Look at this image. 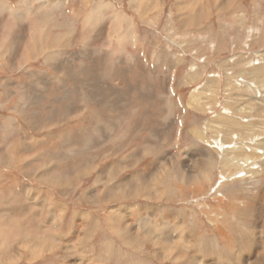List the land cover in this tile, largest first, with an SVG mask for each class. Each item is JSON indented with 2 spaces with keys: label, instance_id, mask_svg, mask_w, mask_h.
<instances>
[{
  "label": "rangeland",
  "instance_id": "obj_1",
  "mask_svg": "<svg viewBox=\"0 0 264 264\" xmlns=\"http://www.w3.org/2000/svg\"><path fill=\"white\" fill-rule=\"evenodd\" d=\"M0 3H6L0 10V264H88L87 258L90 264H175L155 259L156 247L136 225L142 217L148 225L161 226L169 212L175 213L169 222L182 224L189 240L188 250L176 248L186 255L181 264H198L196 254L200 264L264 262V0ZM49 30L62 53L44 45ZM70 32L75 36L72 42L66 40ZM38 57L42 61L27 63ZM62 58L63 67L58 63ZM46 66L51 68L49 75L79 72L86 85L72 89L76 82L69 81L71 92L77 90L69 101L51 103L52 96H47L51 108L66 107L67 113L78 108L76 120L85 126L80 132L79 127L70 129L71 140L64 147L68 155L62 156L64 171L49 170V175L75 179L90 165L84 179L67 184L61 179L64 186L53 195L56 187L38 174L57 161L45 153L37 155L27 139L38 149L46 144L36 140L55 130L38 125L44 117L26 114L28 109L34 112L28 107L32 103L18 101L13 106L20 93H30L28 83L46 74ZM196 94L199 100L188 106ZM47 103L33 108L46 116ZM243 122L252 126L243 127ZM241 129L250 132L245 140L239 138ZM239 149L255 156L251 163L262 162L253 169L263 171L254 174L243 162L234 161ZM225 156L230 164L236 163L229 173L238 174L229 182L221 173ZM30 161L35 165L30 167ZM71 170L77 172L67 176ZM107 170L111 176L95 190L94 180ZM178 171L197 172L182 176ZM199 176L202 181L194 184ZM146 186L164 191L165 197L148 200L143 196ZM197 188L202 191L195 193ZM91 190L93 194L86 195ZM129 191L135 200L126 199ZM27 199H36L39 208L27 206ZM58 201L69 209L57 223L53 206ZM129 208L136 210L131 214L126 212ZM152 208L159 213H151ZM76 213L87 214L90 223ZM124 222L137 235L130 236ZM162 232L167 235L170 229ZM31 239L57 247L28 262L29 248L17 243ZM5 257L17 260L9 263Z\"/></svg>",
  "mask_w": 264,
  "mask_h": 264
},
{
  "label": "bare ground",
  "instance_id": "obj_2",
  "mask_svg": "<svg viewBox=\"0 0 264 264\" xmlns=\"http://www.w3.org/2000/svg\"><path fill=\"white\" fill-rule=\"evenodd\" d=\"M135 0H132V2H134ZM25 2H27V1H25ZM22 3V2H21ZM23 3H24V1H23ZM22 3V4H23ZM28 3V2H27ZM25 4V3H24ZM59 4V3H58ZM41 5V4H40ZM6 6V3H0V10L1 9H3V8H6L5 7ZM105 6V5H104ZM28 8V7H27ZM56 8V7H55ZM98 8H100V6L98 7ZM25 10H26V8H25ZM15 15H24V13H19V12H15ZM96 15V14H95ZM146 15V14H145ZM37 27V26H36ZM40 28V27H39ZM37 32H39L38 30H37ZM50 30L48 31V33L46 34V37H44V38H47L46 40H45V43H44V45H46L47 46V49L48 50H50V49H54V51H56L55 53H58V52H61L62 50V48L61 47H59L58 45H55V43H57L58 41H55L56 39H55V33H54V36L53 35H51L50 33ZM57 37H59V35H56ZM34 37V36H33ZM37 34H36V38H34L36 41H37ZM65 37V36H64ZM75 36H74V34L72 33V32H70L69 34H68V36H67V38H66V40L68 41V42H72L75 38H74ZM126 37V34L124 35V38ZM59 39V38H58ZM60 40V39H59ZM71 40V41H70ZM61 41V40H60ZM67 41H66V43H67ZM62 43V42H61ZM61 43H59V44H61ZM58 44V43H57ZM35 46H37L38 45V43H36V44H34ZM67 45V47H68V43L66 44ZM72 45V44H71ZM34 46V47H35ZM65 46V45H64ZM63 47V46H62ZM37 48V47H36ZM46 49V50H47ZM43 50V49H42ZM47 50V51H48ZM52 51V50H51ZM44 52H45V50H44ZM62 53V52H61ZM40 54H42V53H40ZM53 54H54V52H53ZM53 54H51V55H53ZM59 56V55H58ZM57 57V56H56ZM53 59V58H52ZM50 60V59H49ZM48 62V61H47ZM46 62V63H47ZM51 62V61H50ZM191 80H193V79H191ZM190 80V81H191ZM200 95V94H199ZM199 95H192V97H191V100L189 101V103H188V106L189 105H192V103H195L197 100H195V98H198V100H199ZM202 98V97H201ZM238 103V102H237ZM191 107V106H190ZM260 109V108H259ZM250 110V109H249ZM238 111V110H237ZM239 111H241L240 109H239ZM242 112V111H241ZM248 113V112H247ZM220 120V119H219ZM243 124H244V126H243ZM243 124H239V125H241V126H243V127H247V128H249V126H252L250 123H244L243 122ZM233 125V124H232ZM249 125V126H248ZM262 126V125H261ZM238 127H240V126H238ZM241 128V127H240ZM229 129V128H228ZM251 130V129H250ZM259 130V129H258ZM241 131V133L239 134V138L240 139H244L243 137H246L247 135H249L248 133H250L248 130V132L247 133H245V131H243L242 129L240 130ZM259 132V131H258ZM257 133V132H256ZM226 134V133H225ZM216 135V134H215ZM257 135V134H256ZM218 136V135H217ZM250 137V136H249ZM256 137V136H255ZM254 139H256V138H254ZM253 139V140H254ZM245 140V139H244ZM247 141V140H246ZM229 142V141H228ZM231 142V141H230ZM245 142L243 141L241 144H242V147L244 148L245 146H247V144H244ZM242 147H241V149H242ZM241 149H239L237 152H236V156H237V153H240L239 155H238V158H236V159H234V161H239V162H243V164L245 165V168L247 167L248 169H249V171H253L254 172V174H256V173H258L259 171H263V170H256V169H253V167L255 166V164L256 163H260L259 161L258 162H252L251 163V157H252V159H254L255 158V156H251V155H249L248 153H246V152H242L243 150H241ZM253 154H255V153H253ZM239 156H243V158H239ZM227 157L225 156L224 158H223V162H222V171H221V173H222V176L224 177V181L225 182H229V178L230 177H235L236 175L238 176V174H233V175H231L230 173H229V171H230V169H231V165H233V166H236V163H234V164H230L229 162V160H228V158L226 159ZM241 159V160H240ZM254 160H256V159H254ZM248 161H249V163H248ZM262 163V162H261ZM260 163V164H261ZM264 164V163H263ZM262 164V165H263ZM166 167V166H165ZM238 167H240V166H238ZM242 168V167H241ZM95 168H92V171L94 170ZM238 170V169H237ZM235 171H236V168H235ZM89 171H82L81 173H82V175H88L89 173H88ZM113 172V171H112ZM159 173H161V171H158ZM191 172H197V171H178V173L180 174V175H185V174H190ZM165 173V172H164ZM157 174V173H156ZM162 174V173H161ZM79 175V174H78ZM77 175V176H78ZM113 175V174H112ZM194 175V174H193ZM231 175V176H230ZM109 176H111V170H107V171H105L104 172V174H101V175H99L97 178H98V181H96L97 182V184H101L104 180H106L107 179V177H109ZM152 176V175H151ZM156 176H158V175H156ZM179 176V175H178ZM188 176V175H187ZM248 176H249V174H248ZM72 178V177H71ZM77 178V177H76ZM75 178V179H76ZM138 178V177H137ZM248 178V177H247ZM111 179V178H110ZM133 179V178H132ZM181 179V178H180ZM186 179V178H185ZM201 179V176H199L197 179H196V181H194V184L196 183H198V182H200V181H202V179ZM45 181H47V182H49L48 184L49 185H53L54 187H56V188H62L64 185H63V183L61 182L62 180L61 179H53V178H47V179H44ZM182 180V179H181ZM70 181H72V180H68V181H66L65 183L67 184V183H70ZM114 181V180H113ZM187 181V180H186ZM150 182V181H149ZM156 182V181H155ZM106 183V182H105ZM120 184V182H117V184ZM133 183V182H132ZM152 183V182H151ZM150 183V184H151ZM111 184V183H110ZM118 184V185H119ZM147 184V183H146ZM149 184V183H148ZM153 184V183H152ZM223 185H226L225 183H222ZM99 185H97L96 187H95V190H100L99 188H98V186ZM116 185V184H115ZM121 185V184H120ZM124 185H130L129 183H126V184H124ZM143 185V184H142ZM223 185H220L218 188H217V194H218V192H220V190L222 189V187H223ZM149 186V185H148ZM148 186H146L145 188H144V191H145V194L146 195H144L143 194V196H145L148 200H158L159 199V201L160 200H162L164 197H165V192L164 191H162V190H158V189H154V188H150V187H148ZM112 187H113V183H112ZM117 187H119V186H117ZM116 187V188H117ZM141 187V186H140ZM185 187V186H184ZM115 188V189H116ZM123 188V187H122ZM127 188V187H126ZM125 189V188H124ZM136 189V188H135ZM141 189H142V187H141ZM161 189V188H160ZM127 190V189H126ZM143 190V189H142ZM93 191L94 190H91V191H88L87 192V194L86 195H92L93 194ZM102 191V190H101ZM105 191V190H104ZM135 191V190H134ZM194 191H195V193H199V192H201L202 191V189H199V188H197V189H194ZM109 192V191H108ZM108 192H107V194H108ZM141 192H143V191H141ZM111 193V192H110ZM109 193V194H110ZM117 193V192H116ZM115 192H114V194H116ZM123 193V192H122ZM121 193V194H122ZM102 195H103V193H101ZM106 194V193H105ZM127 195H126V199L127 198H131V200L133 199V197H135V193H132V191H129L128 193H126ZM102 195H101V197H102ZM111 195V194H110ZM110 195H108L109 197H110ZM221 195V194H220ZM262 195H263V193H262ZM88 196V197H89ZM94 196V195H93ZM118 196H120V195H118ZM122 196V195H121ZM124 197V196H123ZM137 197V196H136ZM223 197V196H222ZM90 198V197H89ZM93 198V197H92ZM105 198V197H104ZM114 198V197H113ZM112 198V199H113ZM143 198V197H142ZM116 199H118V198H116ZM139 199H141V198H139ZM95 200V199H94ZM93 200V201H94ZM101 200H105V199H101ZM107 200V199H106ZM125 200V199H124ZM133 200H135V199H133ZM221 200L222 199H219V203L221 202ZM116 201V200H115ZM120 201V200H119ZM108 202V201H107ZM110 202V201H109ZM108 202V203H109ZM117 202V201H116ZM97 203V202H96ZM131 206V205H130ZM129 206V207H130ZM135 207V206H134ZM234 205L231 207L232 209H234ZM116 208H118V207H116ZM124 208V207H123ZM142 208V207H141ZM141 208H139V209H141ZM113 209V208H112ZM145 209V208H144ZM64 208L62 209V208H57V212L55 213V216H54V220L58 223L61 219H62V216H63V214H64ZM134 210H136V208H129V210H127L126 212H130L131 214L133 213L132 211H134ZM261 210V209H260ZM110 211V210H109ZM115 211V210H114ZM117 211V210H116ZM135 212V211H134ZM150 212L151 213H153V214H157V213H159V211H158V209L157 208H152L151 210H150ZM118 213H120V212H118ZM122 213V212H121ZM166 213V212H165ZM150 214V213H149ZM153 214H150L151 216H154ZM255 214V213H254ZM79 215V214H78ZM120 216H119V218L121 219V220H123L124 219V216H123V214H119ZM136 215H138V214H136ZM139 215H141V214H139ZM80 216V215H79ZM116 216V215H115ZM115 216H114V218H115ZM128 216V215H127ZM219 216V214H217V217ZM81 218H84V219H88V222L90 223V221H91V219H89V217H88V215L87 214H83V215H81L80 216ZM126 217V216H125ZM148 217V216H147ZM134 218V217H133ZM137 218V217H136ZM136 218H134V219H136ZM108 219H110V218H108ZM128 219H129V217H128ZM167 219H168V221H165V223H163L161 226H158V225H150V223H149V225L147 224V221L145 220V219H142V217L141 218H138V219H136L137 220V224H136V222H135V224L137 225V231L138 230H140L141 229V231L143 232L144 231V239L145 240H147L148 242H150L152 245H154L155 247H156V254H155V259L156 258H158V259H160L161 261H170V262H174L175 264L177 263V264H181V263H183L184 261H185V254H183V252L182 251H179L178 249H176V248H180V249H182V250H184V251H186V250H188L189 249V240L187 239L188 237L185 235V233H183V231H182V224H178V222L177 223H170L169 222V220L170 221H173L174 219H175V213H168L167 214ZM257 219V218H256ZM114 220V219H113ZM127 220V219H126ZM148 220V219H147ZM115 222L117 221V220H114ZM258 221H260V218H259V220ZM111 223V222H110ZM119 223V222H118ZM125 223V222H124ZM130 223V222H129ZM134 223V222H133ZM181 223V222H180ZM126 224H128V223H125V229L127 230V232H129L128 234L130 235V236H132V234L134 233L135 235H137V233L136 232H131V228H128L127 226H126ZM82 225V224H81ZM84 225V224H83ZM129 225V224H128ZM136 225H134L135 227H136ZM90 226V225H89ZM112 226V225H111ZM113 226H115V225H113ZM112 226V227H113ZM120 226V225H119ZM130 226V225H129ZM132 226V225H131ZM133 226V227H134ZM108 227V226H107ZM165 227H168L169 229H170V232H169V234H167V235H164V234H162L163 232V229L165 228ZM263 227V226H262ZM110 228V227H109ZM108 228V229H109ZM114 228V227H113ZM116 228H118V227H116ZM115 228V229H116ZM257 228V227H256ZM114 229V230H115ZM120 229V228H119ZM122 229H123V226H122ZM143 229V230H142ZM87 230H89L88 228H87ZM134 230L136 231V229L134 228ZM83 231H85V229L83 230ZM109 231H111V230H109ZM113 231V230H112ZM177 231H179V234L177 235V236H173V233L174 232H177ZM166 232V231H165ZM88 233V232H87ZM114 233V232H113ZM123 233V232H122ZM141 233V232H140ZM85 233H83V235H84ZM124 234V233H123ZM142 234V235H143ZM60 235V234H59ZM79 236L77 237L78 239L82 236L81 235V232H79V234H78ZM81 235V236H80ZM120 235H122L121 233H120ZM120 235L119 234H117L116 236H118V238L120 237ZM146 235V236H145ZM124 236V235H123ZM122 236V237H123ZM125 236H126V234H125ZM124 236V237H125ZM121 237V238H122ZM127 237V236H126ZM83 238H85L84 236L82 237V239ZM139 238H141V237H139ZM124 239V238H123ZM42 240V239H41ZM58 240V239H57ZM64 241L65 240H67V239H63ZM76 240V239H75ZM81 240V239H80ZM71 241V240H70ZM124 241V240H123ZM49 242V241H48ZM51 242V241H50ZM62 242V241H61ZM66 242V241H65ZM56 244L54 243V245L52 244V243H44L43 244V242L42 241H40V240H37V239H31V240H28L27 242H25V243H20L19 244V247H21V248H23V249H28L29 248V252H28V256H27V260H28V262H32V261H34L37 257H39L41 254H43V253H45V252H51L55 247H57V245L55 246ZM61 245H63V244H61ZM63 246H65V245H63ZM78 246H80L79 244H78ZM236 246V245H235ZM82 247V246H81ZM228 247V246H227ZM62 248V247H61ZM72 248V247H71ZM73 248H74V246H73ZM154 248V247H153ZM60 249V248H59ZM63 249H64V247H63ZM75 249V248H74ZM73 249V250H74ZM176 249V250H175ZM62 250V249H61ZM71 250V249H70ZM75 251H77V250H75ZM67 253V252H66ZM72 253H74V252H72ZM155 253V252H154ZM16 255H18V252H16ZM152 255H154V254H152ZM191 256V255H190ZM193 256V255H192ZM258 257V256H257ZM5 258H7V257H5ZM261 258V257H260ZM259 258V259H260ZM264 258V257H263ZM262 258V259H263ZM81 259V258H80ZM124 259V258H123ZM188 259V258H187ZM193 259V258H192ZM7 260V262H9V263H12L13 261H15V260H17V257L15 258V259H13V260H11V258H7L6 259ZM159 260V261H160ZM194 260L198 263V264H200L201 263V259L200 258H198L197 257V254H196V256H194ZM256 260V259H255ZM254 260V261H255ZM261 260V259H260ZM88 264H90V260H89V258H87L86 260H85ZM124 261V260H123ZM160 261V262H161ZM187 263H188V260L186 261ZM81 264V263H80ZM91 264H93V262L91 263ZM207 264V263H206ZM253 264H264V262H263V260L262 261H258V259L253 263Z\"/></svg>",
  "mask_w": 264,
  "mask_h": 264
},
{
  "label": "crops",
  "instance_id": "obj_3",
  "mask_svg": "<svg viewBox=\"0 0 264 264\" xmlns=\"http://www.w3.org/2000/svg\"><path fill=\"white\" fill-rule=\"evenodd\" d=\"M29 4H32V2L30 1ZM30 7L32 8V5H30ZM13 27H15V26H13ZM20 27H22V26H20ZM32 27L33 26L31 25V27L29 28L30 31H31ZM50 32H53V31L50 30ZM13 37H14L13 39H15L16 36H13ZM18 49H19V47H18ZM18 53H19V51H18ZM63 55H61V57ZM39 60L42 61V57H38L35 60H31L30 59L29 61H27V63H34L35 61H39ZM58 63H59L60 66L63 67V64L65 63V61L62 58V59H59ZM84 63H85V61H84ZM45 68H47L46 69L47 70L46 74L45 75H40L39 77H37V79H34V81L32 83L31 82L28 83L27 87L30 88V93L29 94L27 93L28 90L26 92H24L23 96H22L23 93H20L19 98H17L15 100V102L13 103V106L18 101H26L27 103H32L28 107H31V109H33L34 112L29 111L30 109H28L26 114L31 115V116H36L38 119L39 118L42 119L44 117V120L43 119L39 120V121H42V122L41 123L39 122L38 125H42L43 127L45 126V128L50 126V128L52 130L53 129L55 130V131H52V132L48 131L47 134H45V136H43V138H41L39 140L38 139L36 140V143L38 142L40 144L41 142L44 141L45 143H42V144H46V145H43V146H38V149H37L36 145L35 146L33 145V142H32L31 139H27L28 141H30V144H29L30 148H32V149L36 148L35 150H37V152H36L37 155L40 154V156H41L42 153H45V154H47L48 157H51L53 159L55 158L56 161H57V163H55V162L51 163V164L48 163L46 165V167L44 168V171H42L43 170V168H42L41 172L38 174L39 178H41V179H43V178L44 179H47V178L62 179L63 181H68L70 179L73 182H74V180H77V179H80V178L84 179L87 175H82V173H80L78 175V173L80 171L84 172L86 169H88L90 167V165L86 166V168H81L78 172L74 171V170L69 171V174L67 176H73L74 173L77 172L78 176H77L76 179H74V177H73L72 179L68 178V180H66L65 178H58L57 176H55L53 174H51V176L49 175V170H51V171H64L63 168L65 167V165L62 164V163H64L63 162L64 159H63L62 156L63 155H68V150L66 148H64V147H66L70 143L71 139L68 138L70 129L72 128L74 130L75 128L79 127L80 129L79 128L78 129H79V132H80L85 126L83 125L84 124L83 121L80 123V121L76 120V118L78 117L76 114L79 113L78 108H76L74 110H70L68 113H67L66 107L63 108V110L59 109L58 107H57V109L54 108V107L51 108L52 106H50V104L47 103V96H50V97L52 96L51 103L54 102V101L56 103H60L63 98L65 99V101L68 100L69 97L71 96V94H75V92L77 90H79L81 88L85 89L86 85L84 84V81H82L79 72L75 73L74 75H71L69 73L67 75H65V74H61L60 75L59 73H55V74L53 73L52 75H49V70L51 68L48 67V66H46ZM54 69H52V71H54ZM44 76L46 78L42 79V77H44ZM69 81H72L73 83L76 82L72 86V89L77 87L76 91L71 92ZM43 102L47 103V105L44 106V109H48L49 110V112H48V114L46 116L39 115V113H38L39 111L37 109L33 108V106L34 107H38V108L43 107L40 104V103H43ZM10 110L11 109H9V111ZM32 113H34V114H32ZM66 114H68V119L65 118ZM78 118H80V117H78ZM49 124H51V125H49ZM83 149H86V146ZM21 150H22V148H21ZM72 152H74V150H72ZM85 154H86V151L84 150V155ZM70 155H71V157L76 156V154H74V153L70 154ZM40 156H38V157H40ZM80 156H82V155L80 154ZM60 159H62V160H60ZM33 164L35 165V162L34 161H30L29 166L32 167ZM91 168H93V167H91ZM94 168H96V167H94ZM93 171H96V169H94ZM120 174H118V175H120ZM94 181H95V183H94V187L93 188H95L97 186V182L96 181H98V178L96 180H94ZM128 182H129V180L128 181L124 180V183H128ZM69 185L67 187H69ZM48 186H51V185L48 184ZM67 187H64V189L67 188ZM51 188H54V187L51 186ZM21 190H22V187H21ZM31 190H32V187H31ZM60 190L61 189H59V188H55V190H51V195H53V192L55 194V193L59 192ZM35 195H36V193L34 192L33 196H35ZM36 199L38 201L40 200V198H38V197ZM36 199L35 200L34 199H27L26 202L29 203V204H27V206L32 205V206H34V209H36V208L38 209L39 208V203H38V201ZM58 202L55 203V204H58L57 206L56 205L53 206V209L55 208L54 209L55 211L53 213V219H54L55 213L57 212V208L58 209L59 208H62V209L64 208V210H63L64 211V216L63 217L66 216V214L68 212V209H69L68 206H66L62 202H59V203ZM32 206H29V207H32ZM50 207H52V206H50ZM51 211H53V210H51ZM83 214H85V213H80L79 215L81 216ZM75 215H76V217L78 216L79 218H81L79 215H77V213ZM50 216H51V213H50ZM29 221L32 222V218H30ZM34 221L36 222L35 219H34ZM20 243H23L22 240L18 241L17 244H20Z\"/></svg>",
  "mask_w": 264,
  "mask_h": 264
}]
</instances>
